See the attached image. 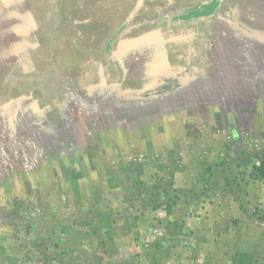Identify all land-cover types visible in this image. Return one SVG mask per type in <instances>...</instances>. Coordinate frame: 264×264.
Returning a JSON list of instances; mask_svg holds the SVG:
<instances>
[{"label":"rangeland","instance_id":"374dc122","mask_svg":"<svg viewBox=\"0 0 264 264\" xmlns=\"http://www.w3.org/2000/svg\"><path fill=\"white\" fill-rule=\"evenodd\" d=\"M42 3L0 7L50 84L0 72V264H264V0Z\"/></svg>","mask_w":264,"mask_h":264},{"label":"crops","instance_id":"0c3cea01","mask_svg":"<svg viewBox=\"0 0 264 264\" xmlns=\"http://www.w3.org/2000/svg\"><path fill=\"white\" fill-rule=\"evenodd\" d=\"M42 2H43V0H0V7L3 8L2 14H3V16H6L5 18L7 20V23L14 24V27H15V26H20L19 19H20L21 16L29 15L28 18H31L32 20H34V18H35V13H34L35 11L34 10L36 8V10H38L39 13H40L42 11V9H43V3ZM40 18L43 19L44 18L43 15H41ZM34 22L35 21H32V23H34ZM25 29L22 30V33L23 34L20 35L22 37V41H20V42H15L14 41L13 37H14V34L16 32H14L15 30L13 28L11 30H9V31L8 30L4 31L2 29L0 31V45H1V43L4 45L5 42H6L7 43V46H9L10 44H14V45H16L15 47L18 46L17 48H24V47H26V44H27L26 39H28V35H25V32H29V34H30L29 35V39L30 38L32 39L33 38V35L35 33L34 31L37 28H36L35 25H32L31 26L30 24H28L25 27ZM13 49H14V47H13ZM12 51H13L12 49L11 50L9 49L8 55H10V53H12ZM1 55H2V53H0V59H1ZM37 64H40V62H38V61L33 62V65H37ZM3 66H5V65H3ZM17 67H18V64L17 63L14 64V71H13V73H11V70H9V72H6L3 68H0V72L2 71L3 76L10 77L11 78L10 80H12V81L15 80V75H17V73L26 75V79H25V76H23L21 79H16V82L21 81L19 83L18 88H28V87H30L31 82H33V81L28 80L29 79V78H27V76H29L27 74L28 72H24L23 71V73H22L21 70H19ZM37 68H39V66ZM29 73H31V71H29ZM24 80H26V83L24 82ZM16 82H14L13 84H15ZM43 83L44 82H40V84H38V85L37 84H33V85H31V88H28L29 89L28 90L29 95H32V97H34L36 101H39L42 104L45 103V101L48 100L47 97H49V95H50V91H49V88H48L50 84L47 85L46 83H44V84ZM13 84H11V83H8L7 84V88H10L12 90L11 91L9 89V92L7 90V93L9 94L8 95L9 97L11 96V94L14 95V90L13 89H16V86L18 85L17 84V85H14L13 86ZM53 87L54 86H51V88H53ZM33 88H35V89H33ZM31 89L34 91V93H32L33 91ZM25 95H27V93H24L22 95H17V96H25ZM204 221H207V220L204 219ZM209 224L211 225V223H209ZM212 224H214L215 226L217 225L216 223H212ZM227 229H229V228H227ZM220 235H221V237H223V234H220ZM226 237L227 236L224 235L223 239H225ZM232 244H234V243H229V241L227 239L225 241V243H221L219 245H216L215 248H220L224 253L221 252V251H218V252H221L224 255L228 251L230 252V250H231L230 248H231V245ZM245 251H247L248 253H250L251 252L250 247L249 248H246ZM250 254L256 257V255H254L252 253H250ZM226 258H228V260L230 262V263L228 262L229 264H233L232 261L230 260L231 259V254L230 253L226 254ZM127 264H130V263H127Z\"/></svg>","mask_w":264,"mask_h":264},{"label":"trees","instance_id":"16d2710c","mask_svg":"<svg viewBox=\"0 0 264 264\" xmlns=\"http://www.w3.org/2000/svg\"><path fill=\"white\" fill-rule=\"evenodd\" d=\"M249 177L253 181H262L264 180V153L259 156L258 163L251 164V169Z\"/></svg>","mask_w":264,"mask_h":264}]
</instances>
